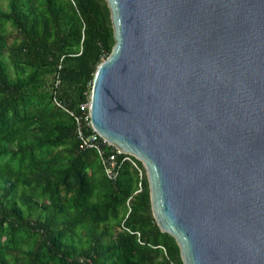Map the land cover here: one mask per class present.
Instances as JSON below:
<instances>
[{
	"label": "water",
	"instance_id": "95a60500",
	"mask_svg": "<svg viewBox=\"0 0 264 264\" xmlns=\"http://www.w3.org/2000/svg\"><path fill=\"white\" fill-rule=\"evenodd\" d=\"M92 129L143 166L183 264H264V0H105Z\"/></svg>",
	"mask_w": 264,
	"mask_h": 264
},
{
	"label": "trees",
	"instance_id": "16d2710c",
	"mask_svg": "<svg viewBox=\"0 0 264 264\" xmlns=\"http://www.w3.org/2000/svg\"><path fill=\"white\" fill-rule=\"evenodd\" d=\"M113 45L105 0H0V264H183L142 164L135 193L131 163L112 181L77 137Z\"/></svg>",
	"mask_w": 264,
	"mask_h": 264
},
{
	"label": "built area",
	"instance_id": "2783aa9c",
	"mask_svg": "<svg viewBox=\"0 0 264 264\" xmlns=\"http://www.w3.org/2000/svg\"><path fill=\"white\" fill-rule=\"evenodd\" d=\"M53 102L56 106L66 110L64 106L62 105V103L56 97L53 98ZM82 107L84 108L85 106H82ZM68 113L70 115H73V113L70 111H68ZM75 121L77 124V137L80 141L81 147L83 149H93L97 153V156L100 160V163L103 167L106 177L112 181L116 180L119 174V169H120L121 164L124 161H128L135 167V169H137V171L139 172V176H140V181L138 183V189L135 191V193L141 191L142 189V185H141L142 170L139 168L138 164L135 162L134 157L128 154H124L118 148L107 143L94 130H93V133L86 135L82 130L79 118L75 117ZM108 148L110 149H109V152L107 153L106 149ZM121 156L122 158L119 159V157Z\"/></svg>",
	"mask_w": 264,
	"mask_h": 264
},
{
	"label": "rangeland",
	"instance_id": "374dc122",
	"mask_svg": "<svg viewBox=\"0 0 264 264\" xmlns=\"http://www.w3.org/2000/svg\"><path fill=\"white\" fill-rule=\"evenodd\" d=\"M3 8H5L4 5H3ZM3 61L6 64V66L8 67L9 71L12 72V66L10 65V63L5 58H3Z\"/></svg>",
	"mask_w": 264,
	"mask_h": 264
}]
</instances>
